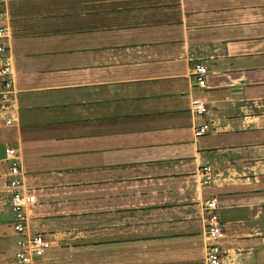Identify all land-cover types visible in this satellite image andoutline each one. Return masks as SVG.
Here are the masks:
<instances>
[{
	"label": "crops",
	"instance_id": "crops-1",
	"mask_svg": "<svg viewBox=\"0 0 264 264\" xmlns=\"http://www.w3.org/2000/svg\"><path fill=\"white\" fill-rule=\"evenodd\" d=\"M0 27V264H18L9 148L52 242L34 264H208L213 198L222 264H264V0H6Z\"/></svg>",
	"mask_w": 264,
	"mask_h": 264
},
{
	"label": "built area",
	"instance_id": "built-area-1",
	"mask_svg": "<svg viewBox=\"0 0 264 264\" xmlns=\"http://www.w3.org/2000/svg\"><path fill=\"white\" fill-rule=\"evenodd\" d=\"M6 0H0V8L5 4ZM8 36V29L0 27V40H4ZM9 53V45L5 42L0 43V55L4 58ZM208 68L206 65L199 63L194 67V75L200 87L207 85ZM12 66L9 62L0 67V78L3 80L4 91L2 93L3 100H10L12 81ZM192 109L198 115H204L210 112L206 104L195 99L192 101ZM11 123V121H8ZM212 130L210 123L206 122L195 127V135L200 136ZM8 157L11 164L8 168L10 176L8 188L11 192V208L14 213V228L19 233L20 238L17 241V249L15 253L18 264H34L38 258H41L52 247L51 240L42 233H31L28 225V211L36 204L37 198L33 191H30L24 183V171L22 162L19 159L18 151L15 148L8 149ZM204 185L212 183V169L207 166L203 168ZM206 212L208 213L207 236L209 240L207 250L208 264H222L223 250L221 240L225 236L222 228L220 216L218 214V201L213 198L205 204Z\"/></svg>",
	"mask_w": 264,
	"mask_h": 264
}]
</instances>
